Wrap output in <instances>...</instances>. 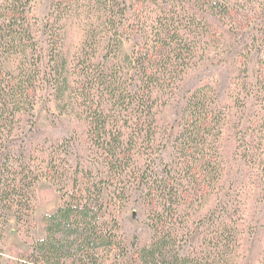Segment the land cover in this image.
I'll use <instances>...</instances> for the list:
<instances>
[{
    "label": "trees",
    "instance_id": "16d2710c",
    "mask_svg": "<svg viewBox=\"0 0 264 264\" xmlns=\"http://www.w3.org/2000/svg\"><path fill=\"white\" fill-rule=\"evenodd\" d=\"M34 3L0 0V264H264V0Z\"/></svg>",
    "mask_w": 264,
    "mask_h": 264
},
{
    "label": "rangeland",
    "instance_id": "374dc122",
    "mask_svg": "<svg viewBox=\"0 0 264 264\" xmlns=\"http://www.w3.org/2000/svg\"><path fill=\"white\" fill-rule=\"evenodd\" d=\"M43 1L44 0H35L34 4L37 8H39L41 7ZM46 117H47L46 111L43 112L42 114H39L37 120L40 126L47 125ZM247 141L250 143L251 149L253 148L252 152H248V154H250L249 157L252 159H254V157H258V155L254 152L258 140L252 141V138H247ZM247 149L249 150L248 147ZM239 152H241V148L239 149ZM239 157L240 156L238 154H235L230 160L231 165L236 166V167L235 166L232 167L233 174L236 175L235 181L238 179L241 169L244 166L243 165L244 162L240 161ZM228 188H230V190L226 193V197L227 194H230L231 196L235 195V197L238 196L240 191L238 190L239 188L236 182L230 184ZM247 189L248 191L245 192L242 199L240 197L237 198L235 206L237 205L239 207V210L241 208L240 211L243 210L244 216L248 220L252 221V225L253 224L259 225L255 235H253L254 237L252 236L253 239L250 238L252 240V241L250 240V248L254 251L255 254H257L260 249H264V185L262 186L261 189L262 191H260V193H258L256 188L252 185H248ZM37 196L38 199H37L35 219H34L35 221L34 237L36 239H42L45 235L44 225L42 223L43 217L57 210V208L60 205V195L56 194L47 182H44L39 187ZM204 203H205L204 204L205 213L215 210L218 206H221L220 203L225 206V202L222 200L220 201L215 195L209 196L204 201ZM228 208H232V206ZM238 214H240V212ZM217 216H219V212H217ZM18 248L21 249L27 248L25 241L21 237H18L16 235L8 236L6 241L5 252L2 255L4 262L3 264H7L9 263V261L15 259L12 255V249L15 250Z\"/></svg>",
    "mask_w": 264,
    "mask_h": 264
}]
</instances>
